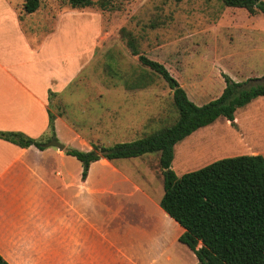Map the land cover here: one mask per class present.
<instances>
[{
  "label": "crops",
  "instance_id": "obj_1",
  "mask_svg": "<svg viewBox=\"0 0 264 264\" xmlns=\"http://www.w3.org/2000/svg\"><path fill=\"white\" fill-rule=\"evenodd\" d=\"M23 4L0 0V132L50 139L52 113L56 139L66 141V149L105 146L81 135L50 105L77 93L72 87L96 57L99 30L89 43L79 44L61 30L68 12L49 11L46 17L41 8L26 14ZM85 22L92 29L94 24ZM112 91L93 98L99 111L91 131H115L124 123L126 102L144 97L135 90ZM125 123L131 127L135 121ZM112 162L93 163L83 180L82 165L65 151L0 139V255L9 264H171L175 251L185 247L197 264L180 242L185 230L161 208L162 199L144 192Z\"/></svg>",
  "mask_w": 264,
  "mask_h": 264
},
{
  "label": "rangeland",
  "instance_id": "obj_2",
  "mask_svg": "<svg viewBox=\"0 0 264 264\" xmlns=\"http://www.w3.org/2000/svg\"><path fill=\"white\" fill-rule=\"evenodd\" d=\"M41 2L42 16L49 11L54 16L68 12L61 30L68 31L70 38L77 37L79 44L86 45L100 32L96 57L80 73L79 86L72 87L77 93L52 99L50 105L55 114H65L77 132L96 142L100 140L107 148L140 140L173 125L179 117L168 84L151 74V87L131 91L144 97L124 103L122 126L115 131L89 129L93 114L99 111L93 102L95 96L109 88L116 93L129 92L126 83L133 81V75L137 78L147 72L132 55L122 29L132 35L142 54L169 70L198 106L221 96L224 74L238 82L250 81L249 86L264 83V15L260 12L251 14L246 9L230 8L220 0H119L108 11L97 6L74 10L68 0ZM85 20L95 27L89 29ZM130 105L133 111L127 112ZM128 120L135 124L127 127ZM254 154L264 156V97L238 110L235 125L220 118L179 142L174 149L172 170L182 177L222 159ZM159 159V153H152L112 163L144 192L161 200L164 181ZM185 250H176L171 264H195Z\"/></svg>",
  "mask_w": 264,
  "mask_h": 264
},
{
  "label": "trees",
  "instance_id": "obj_3",
  "mask_svg": "<svg viewBox=\"0 0 264 264\" xmlns=\"http://www.w3.org/2000/svg\"><path fill=\"white\" fill-rule=\"evenodd\" d=\"M119 0H68L74 10L97 6L103 11L112 9ZM181 3L184 0H171ZM230 8L246 9L251 14L264 15L260 0H220ZM23 11L34 14L41 10V0H23ZM127 46L147 72L126 83L128 90L149 88L154 81L151 74L162 78L173 92L178 111L177 121L140 140L116 144L112 148L93 145L90 151L67 148L65 153L82 164V178L86 180L93 163L106 159L143 157L159 153L164 181V195L160 206L185 233L180 242L186 245L201 264H264V156L260 154L226 158L198 171L178 177L172 170L175 146L201 128L226 118L235 125L236 112L264 97V83L249 86L224 74L225 88L220 97L198 106L190 100L185 89L161 63L139 51L137 43L126 30H121ZM56 116L50 113L51 137L46 142L23 133L0 132V139L22 148L45 149L56 139ZM0 264H9L0 255Z\"/></svg>",
  "mask_w": 264,
  "mask_h": 264
},
{
  "label": "water",
  "instance_id": "obj_4",
  "mask_svg": "<svg viewBox=\"0 0 264 264\" xmlns=\"http://www.w3.org/2000/svg\"><path fill=\"white\" fill-rule=\"evenodd\" d=\"M47 147H55L58 148L61 151H65L66 150V146L62 145L57 139H53L50 142H48L46 144Z\"/></svg>",
  "mask_w": 264,
  "mask_h": 264
}]
</instances>
